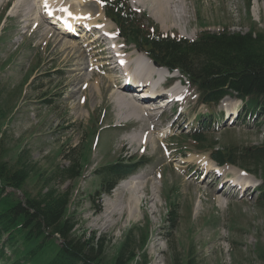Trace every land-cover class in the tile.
Returning <instances> with one entry per match:
<instances>
[{
	"label": "rangeland",
	"instance_id": "374dc122",
	"mask_svg": "<svg viewBox=\"0 0 264 264\" xmlns=\"http://www.w3.org/2000/svg\"><path fill=\"white\" fill-rule=\"evenodd\" d=\"M26 1L0 0V155L11 166L25 165L29 171L22 189L6 187L0 201L7 194L6 197L19 200L24 194L39 196L50 188L67 191V215L72 219L75 235H95L97 242L103 240L106 264H111L124 244L135 252L129 264L144 263L143 253L145 264H174V256L182 262L190 246L199 264H262L264 205L258 200V173L253 176L238 165L218 166L208 155L211 146L260 145L264 114L247 116L243 122L240 117L248 113L247 102L233 96L211 108L200 104L195 90L180 75L172 73L178 77L167 78L168 86L179 79L184 84L179 103L155 110L151 120H137L126 113L118 115L107 89L110 90V82L111 88L120 87L121 74L109 60H103L109 61L107 65H98V46L82 47L91 36L73 39L55 31L45 35L48 22L39 12L50 10L58 14L65 5L68 11L75 1ZM83 2L74 9L85 14L69 9L73 16L92 21L98 29H109L133 65V52L137 49L128 45L117 34L115 23L103 16L102 3ZM127 2L138 14L146 15L144 22L148 19L164 34L193 39L202 30L244 33L255 27L264 32V0H164L170 7L156 12L150 11L143 0ZM34 6L37 8L32 13L29 9ZM64 41L76 42L80 47L75 59L71 58V50L62 46ZM89 47L92 49L87 51ZM141 56L135 64L146 65ZM98 81L101 88L95 86ZM158 92L160 98L165 95ZM224 112L233 114L225 119ZM213 113L220 117L211 118L215 117ZM200 118L212 119L208 131L199 125L203 122ZM202 131L204 140H193L192 135ZM147 133L151 134L147 144L137 145L130 139ZM70 150L76 152L79 176L62 181L51 174L57 167L68 165ZM141 156L149 163L123 176L125 180L138 179L144 188L139 194L138 218H127L125 214L105 217L107 203L124 202L129 194L114 196V189L108 194L101 192V179L95 171L107 163H129ZM201 170L208 176H198ZM239 176L254 188L244 195L220 188L225 178L233 180ZM173 209L176 211L170 214ZM170 218H174L172 226ZM105 219L110 222L104 223ZM5 251L8 255L9 251Z\"/></svg>",
	"mask_w": 264,
	"mask_h": 264
},
{
	"label": "trees",
	"instance_id": "16d2710c",
	"mask_svg": "<svg viewBox=\"0 0 264 264\" xmlns=\"http://www.w3.org/2000/svg\"><path fill=\"white\" fill-rule=\"evenodd\" d=\"M99 1L105 16L114 21L126 43L159 66L178 71L195 89L198 103L211 108L224 96L233 95L247 102V109L258 108L264 113L263 31L255 27L244 33L202 30L193 39L169 35L148 19L144 22L146 15L134 11L127 0ZM203 134L194 133L193 140L201 143ZM262 138L260 145L209 149V156L219 165H238L255 176L258 173L259 201L264 199V132ZM75 153L70 150L68 165L57 167L51 175L61 177L62 181L79 176ZM122 161L104 164L95 171L101 179V192L109 193L123 174L146 162L140 157L129 163ZM28 175L25 165L13 167L0 155V195L6 187L22 189ZM96 193L98 197L99 191ZM6 196L0 201V264H106L103 240L97 242L95 235L88 238L75 235L74 224L67 215L70 203L67 191L50 188L39 196L24 194L19 200ZM260 203L264 205L263 201ZM173 220L170 218L171 226ZM131 249L121 245L111 264H129L135 256ZM191 249L192 246L187 248L182 262L174 256V264H199ZM263 253L260 252L262 264ZM145 257L143 253L141 264H145Z\"/></svg>",
	"mask_w": 264,
	"mask_h": 264
},
{
	"label": "bare ground",
	"instance_id": "6f19581e",
	"mask_svg": "<svg viewBox=\"0 0 264 264\" xmlns=\"http://www.w3.org/2000/svg\"><path fill=\"white\" fill-rule=\"evenodd\" d=\"M45 1H50V3H53V1L55 2V0H45ZM74 1L75 2H73V5H72L73 8H72V6H70V8H68V11L66 10L67 6L65 5V8H63V9H61V8L64 7V6H61L60 11H59L58 14L57 13H53L50 10H47V11L46 10H43V11L41 10L39 12L40 15H42L41 17L43 18L44 21L45 20L47 22L51 21V22H48V24H46V25H48V29L45 31V35L47 37L49 36V34L51 32L55 31L57 33V35H60V33L62 32L64 34V37L70 38L68 34H75V33H72L75 30H77L78 34H87L89 32H92L93 28H96L93 25L92 21L87 20L86 18L78 16V15H74L73 16L72 11H70L69 9H72L75 12H78V13H80L82 15L85 14L84 11H77V10L74 9V7L77 4H79V5L84 4L85 3V2H83L84 0H74ZM24 2L27 3L26 0H24ZM58 2H60V0ZM163 2H164V0H143V3L147 5V8L150 11H153V12H156V10H162L163 11L165 8L170 7L166 3H163ZM28 3L31 4L29 0H28ZM50 3H48V5H50ZM53 5H55V4H53ZM36 8L37 7L34 6V7H32V9L30 8L29 11L33 13ZM168 12H169V10H167V13ZM35 14H36V12H35ZM167 15L169 17V14H167ZM103 16H104V14H103ZM34 18H35V16H34ZM154 19H156V18H154ZM38 22H39V20H38ZM35 23H37V22L35 21ZM36 26H38V25H36ZM67 29H71V30L68 31ZM108 31H109V29H108ZM108 31H107V29L104 28V32H103L102 36H99V37L97 35H100V34H98V32H97L95 38L92 37L91 40H89V39L84 40V43L81 44L82 47L85 48V47H87L90 44H93L95 46L100 47L101 42L102 41L104 42V41H106V39H108V37H109L108 35H111L112 37H115L113 34L109 33ZM41 36H43V35H41ZM103 36H108V37H106V39H105V38H103ZM112 37H109V39L111 38V39H113V41L115 40V43H116V39H114ZM56 39L58 40V38H56ZM100 40H102V41L100 42ZM58 42H59V40L57 41V44H58ZM115 43H114V45H115ZM75 44H76V42H73V41L72 42H68V41L62 42V46L63 47L69 48L71 50V58L74 57V59L76 58V52H79V49H80V47H78V44H76V45ZM90 49H92V47H89L86 50L89 51ZM104 49L106 50V48L101 49V47H100L99 49H97L99 51H97V50L95 51V52H98V54H99L97 58H99L101 60L98 63L99 66L107 65L109 61L112 62V60L103 61L104 59L108 60V57L112 58V52H113V51H110V49H107L106 50L107 54L103 55L104 54ZM121 50H120L119 47H117V51H115V53H118V54L123 53L124 50L123 49H121ZM80 51H81V54H84L85 58L87 59L84 51L83 50H80ZM99 52H103V53H99ZM133 55L136 57L135 60H133L134 61L133 65H135V63H136L135 61L138 58H140L139 57L140 55H142L141 58H143L147 62V63H145L147 65L141 66V68H139L137 70V72L135 73V79L137 81L146 83V82H148V80L152 76H157L158 78H160L161 76H167V75H171L172 74V73H169L165 68L158 67L154 63L152 64V62H150L149 59L143 53H141V52H139L137 50H135L133 52ZM105 57H107V58H105ZM123 57H124V55H123ZM124 58L126 60L128 59L126 57H124ZM128 62L130 63V60H128ZM148 62L150 64H148ZM90 65H92V64H90ZM113 65H115V64H113ZM102 69L104 70V67H102ZM72 70H76V69L74 68ZM177 75H171V76L178 77ZM130 78L131 77H126L125 78V76H124V79L126 80L127 84H130L132 82L130 80ZM111 80H112V78H111ZM109 84H110V86H109L110 90L109 89H107V90L109 91L108 92L109 96H111V99L113 101L114 107L117 110L118 115H122V114L126 113V114L136 118L137 120H143L144 121V120H147V119L151 120V118H152L151 113L153 112V116H155L156 115L155 114V112H156L155 110L162 109L161 106L152 107V105H154L156 103L154 101H150V103H147V104H151V105H147V104L140 105L133 98L134 94L131 93V96H129L128 94H126V93H129L128 90H126V89H122L121 90L120 87H117V86H116V88H111V84L112 83L110 82ZM95 86L98 87V88H101V86L99 84V81L95 84ZM182 86H183V84H182ZM104 87L106 88V86H104ZM104 87L102 88V91H105ZM148 89H149V87L145 88L144 90L148 91ZM179 91H180V89L178 87V84L175 83L174 85L169 87L168 95L169 96H174V95L176 96ZM148 95H151V96H147V93H145V94L140 93L139 94V98H141V100H143V99L151 100L150 98L153 97L152 96L153 94H148ZM167 97L168 96L164 97V102H167L166 104H164L165 106H168V102H169L168 101L169 98H167ZM162 106H163V104H162ZM149 110H151V111H149ZM149 134L150 133H147V135H144V136L143 135L142 136L135 135L134 137H131L130 139H131L132 142H134V143L136 142L137 145H139V143H142V142L147 144V142L149 140H151L149 138V136H148ZM240 179H242V178H240ZM137 180H133V179L128 180V179H126V180H124L123 182H121L120 184H118L114 188V190H113L114 196H117V195H119L122 192H125V193H127L129 195L123 199L124 202L123 201H119L118 202V200L117 201L114 200L113 202L107 203L106 204L107 207H106V211H105L106 212L105 217L106 216L113 217V216L117 215V218H119V217L123 216V214H125L127 216V218H131V219H137L138 218V210L140 209V198H141V195L139 196V194H140V192L143 191L144 188L141 187V184ZM245 180H247V179H245ZM236 185H238V184H236ZM247 187L251 188V185L248 182H247ZM116 202H118V203H116ZM218 202H220V201H218ZM119 204H121V205L116 209V206H118ZM153 205H154V203H153ZM108 222H110V220H107V219L104 220V223L107 224Z\"/></svg>",
	"mask_w": 264,
	"mask_h": 264
}]
</instances>
